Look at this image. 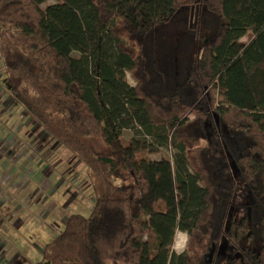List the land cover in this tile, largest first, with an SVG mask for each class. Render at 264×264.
I'll return each mask as SVG.
<instances>
[{"label":"trees","instance_id":"trees-1","mask_svg":"<svg viewBox=\"0 0 264 264\" xmlns=\"http://www.w3.org/2000/svg\"><path fill=\"white\" fill-rule=\"evenodd\" d=\"M48 1L0 0V56L11 99L87 166L94 206L35 264H264V0ZM191 12L170 88L159 34ZM125 130L173 159L139 158Z\"/></svg>","mask_w":264,"mask_h":264},{"label":"rangeland","instance_id":"rangeland-1","mask_svg":"<svg viewBox=\"0 0 264 264\" xmlns=\"http://www.w3.org/2000/svg\"><path fill=\"white\" fill-rule=\"evenodd\" d=\"M55 3L50 0L43 7ZM193 25L192 12L190 16L186 13L159 34L158 62L170 88L178 86L185 77L189 65L185 46ZM251 37L249 32L242 42L247 43ZM126 81L135 86L129 73ZM223 92L221 88L220 94ZM123 140L131 145L133 154L140 153L139 158L173 159L170 148L151 152L147 139L134 131L125 130ZM251 203L247 192L237 196L236 217L250 214ZM93 206L94 192L87 166L34 124L24 108L11 99L0 56V264L40 261L45 245L63 230L68 217L87 216ZM183 233L176 232L173 246L176 253L175 249L184 247Z\"/></svg>","mask_w":264,"mask_h":264},{"label":"clouds","instance_id":"clouds-1","mask_svg":"<svg viewBox=\"0 0 264 264\" xmlns=\"http://www.w3.org/2000/svg\"><path fill=\"white\" fill-rule=\"evenodd\" d=\"M183 236H184V241H185L184 247L180 249H175L178 254H183V252L187 250L188 243L191 241V236L187 232L183 233Z\"/></svg>","mask_w":264,"mask_h":264}]
</instances>
